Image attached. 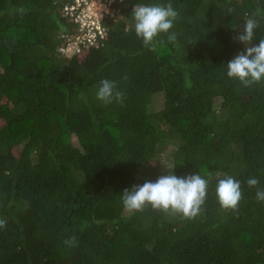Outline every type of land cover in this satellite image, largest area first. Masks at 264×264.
Wrapping results in <instances>:
<instances>
[{
	"label": "trees",
	"instance_id": "16d2710c",
	"mask_svg": "<svg viewBox=\"0 0 264 264\" xmlns=\"http://www.w3.org/2000/svg\"><path fill=\"white\" fill-rule=\"evenodd\" d=\"M65 2L0 0V264H264V80L226 65L257 9L264 39V0H124L101 46L72 55ZM169 3L175 42L145 46L133 6ZM104 79L122 102L97 99ZM173 173L208 180L199 215L124 210L125 189ZM225 176L241 183L237 210L218 201Z\"/></svg>",
	"mask_w": 264,
	"mask_h": 264
},
{
	"label": "clouds",
	"instance_id": "9594fccd",
	"mask_svg": "<svg viewBox=\"0 0 264 264\" xmlns=\"http://www.w3.org/2000/svg\"><path fill=\"white\" fill-rule=\"evenodd\" d=\"M19 11L23 12L24 9ZM231 11L232 9H229V12ZM256 15H259V9L253 17L245 21L242 30L233 38L245 45V50L226 64L228 77L239 79L245 86L264 80V39H260L258 44L253 43L255 29L259 27L254 18ZM131 16L135 22V33L145 46L152 45L162 33L167 34L168 42H175L176 34L171 30L178 12L172 4H136L132 8ZM96 96L105 104L123 101V94L117 91L116 83L108 79L100 82ZM246 183L252 188L256 187L259 181L249 178ZM207 191L208 180L201 174L177 177L173 173L161 175L154 182L145 181L143 184L134 185L131 190L125 189L121 197L124 210L129 213L141 211L146 205H151L154 210L195 218L201 212ZM216 195L223 209L237 210L243 195L241 183L231 176H225L218 181ZM256 198L264 202V189L257 190ZM6 224L5 220L0 219V229L5 228ZM64 243L66 246H74L76 238L70 237Z\"/></svg>",
	"mask_w": 264,
	"mask_h": 264
},
{
	"label": "built area",
	"instance_id": "2783aa9c",
	"mask_svg": "<svg viewBox=\"0 0 264 264\" xmlns=\"http://www.w3.org/2000/svg\"><path fill=\"white\" fill-rule=\"evenodd\" d=\"M62 14L78 28L73 35H65L61 54H78L85 48L101 46L106 38L105 21L116 18L119 13L116 5L124 0H65Z\"/></svg>",
	"mask_w": 264,
	"mask_h": 264
},
{
	"label": "rangeland",
	"instance_id": "374dc122",
	"mask_svg": "<svg viewBox=\"0 0 264 264\" xmlns=\"http://www.w3.org/2000/svg\"><path fill=\"white\" fill-rule=\"evenodd\" d=\"M164 105V96L162 95V93H158L153 97V102H152V107L155 110H160L163 108ZM171 151H168L167 153L161 154L160 157L162 158V160L164 162H167L169 159V156L167 155L168 153H170Z\"/></svg>",
	"mask_w": 264,
	"mask_h": 264
}]
</instances>
